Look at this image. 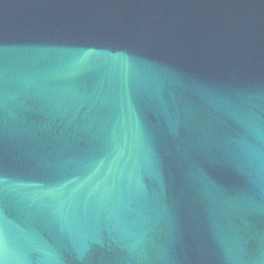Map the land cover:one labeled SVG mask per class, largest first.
Segmentation results:
<instances>
[{
    "label": "water",
    "instance_id": "95a60500",
    "mask_svg": "<svg viewBox=\"0 0 264 264\" xmlns=\"http://www.w3.org/2000/svg\"><path fill=\"white\" fill-rule=\"evenodd\" d=\"M0 264H264V0H0Z\"/></svg>",
    "mask_w": 264,
    "mask_h": 264
}]
</instances>
